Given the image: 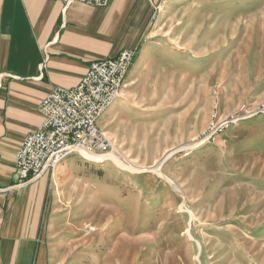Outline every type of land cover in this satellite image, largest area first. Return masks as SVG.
<instances>
[{"label": "rangeland", "instance_id": "1", "mask_svg": "<svg viewBox=\"0 0 264 264\" xmlns=\"http://www.w3.org/2000/svg\"><path fill=\"white\" fill-rule=\"evenodd\" d=\"M168 7L97 121L109 152L52 202L44 264H264V0Z\"/></svg>", "mask_w": 264, "mask_h": 264}, {"label": "crops", "instance_id": "2", "mask_svg": "<svg viewBox=\"0 0 264 264\" xmlns=\"http://www.w3.org/2000/svg\"><path fill=\"white\" fill-rule=\"evenodd\" d=\"M171 1L110 0L99 8L80 2L64 7L61 0H0V264H44L52 202L81 161L66 158L36 180L18 178L15 154L43 122L39 104L56 88L75 87L92 62L123 50L136 51L124 86L139 79L152 54L137 72L140 55L153 49L155 27L168 21L173 9L162 16Z\"/></svg>", "mask_w": 264, "mask_h": 264}, {"label": "built area", "instance_id": "3", "mask_svg": "<svg viewBox=\"0 0 264 264\" xmlns=\"http://www.w3.org/2000/svg\"><path fill=\"white\" fill-rule=\"evenodd\" d=\"M105 8L110 0H61ZM136 56L123 50L115 58L92 62L73 88H56L39 104L40 128L29 133L15 154V171L23 182L38 179L56 169L68 157L96 162L104 157L110 142L97 121L119 97Z\"/></svg>", "mask_w": 264, "mask_h": 264}, {"label": "bare ground", "instance_id": "4", "mask_svg": "<svg viewBox=\"0 0 264 264\" xmlns=\"http://www.w3.org/2000/svg\"><path fill=\"white\" fill-rule=\"evenodd\" d=\"M169 13H170V8L167 7V10H166L164 16H162V17H163V18L166 17V15H168ZM147 55H148V52H144V54H143V56H142V59H144ZM142 66H143V60H142V61L140 62V64L138 65V69H140ZM113 111H114V110H112V108H111L110 113H112ZM108 115H109V113H108ZM68 158H70V157H68ZM94 158H95V160H97V161H100L101 159H103L102 157H98V156H96V157H94ZM108 158H109L110 160H112L115 164L121 165V164H120V161L118 160V158H117L116 156H114V155H109ZM155 172L158 173V174H159L161 177H163L165 180H167V181H168V182L174 187V189L177 190V188L174 186L173 182H172L171 180H169L168 178H166L163 174H161V172H160L159 169H155Z\"/></svg>", "mask_w": 264, "mask_h": 264}, {"label": "trees", "instance_id": "5", "mask_svg": "<svg viewBox=\"0 0 264 264\" xmlns=\"http://www.w3.org/2000/svg\"><path fill=\"white\" fill-rule=\"evenodd\" d=\"M144 54V53H143ZM140 60V59H139ZM138 64V63H137Z\"/></svg>", "mask_w": 264, "mask_h": 264}]
</instances>
